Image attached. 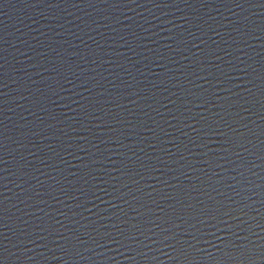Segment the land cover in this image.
<instances>
[{"label":"water","instance_id":"95a60500","mask_svg":"<svg viewBox=\"0 0 264 264\" xmlns=\"http://www.w3.org/2000/svg\"><path fill=\"white\" fill-rule=\"evenodd\" d=\"M0 264H264V0H0Z\"/></svg>","mask_w":264,"mask_h":264}]
</instances>
